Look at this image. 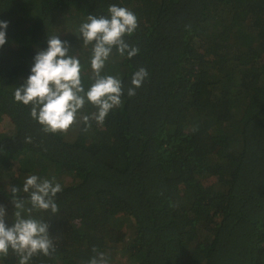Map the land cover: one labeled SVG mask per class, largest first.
Listing matches in <instances>:
<instances>
[{
  "label": "trees",
  "instance_id": "16d2710c",
  "mask_svg": "<svg viewBox=\"0 0 264 264\" xmlns=\"http://www.w3.org/2000/svg\"><path fill=\"white\" fill-rule=\"evenodd\" d=\"M138 20L102 74L121 79L122 104L85 131L86 102L66 132L46 133L14 99L50 35L67 40L92 81V44L79 27L109 5ZM0 204L36 174L62 186L49 223L55 251L28 264H264V0H0ZM148 76L128 96L132 75ZM31 137V142L25 138ZM0 264H19L11 249Z\"/></svg>",
  "mask_w": 264,
  "mask_h": 264
},
{
  "label": "clouds",
  "instance_id": "9594fccd",
  "mask_svg": "<svg viewBox=\"0 0 264 264\" xmlns=\"http://www.w3.org/2000/svg\"><path fill=\"white\" fill-rule=\"evenodd\" d=\"M108 12L109 17L89 14L79 27L83 43L93 45L90 61L93 82L87 90L81 81L79 58L70 54V43L61 40L57 34L48 36L47 47L36 52L30 74L15 89L14 99L32 105L30 114L44 132H66L77 122V115L86 102L97 111L81 117L85 131L92 120L102 125L109 111L122 104L121 79L102 74V71L113 48L121 56L127 52L129 59L139 52L138 47L130 46L124 39L125 35L134 33L138 20L132 11L115 4L109 5ZM7 27L8 21L0 20V46L6 43ZM147 76L143 67L133 73L131 84L134 87L128 88V96L135 95V88L140 87ZM25 141L31 142V137H26ZM22 190L26 197L18 195L21 191L18 187L10 189L15 210L11 224L6 222L8 214L5 206L0 204V255L6 257L11 249L19 257V264H28L34 255L51 256L55 251L48 221L33 217L32 212L50 210L57 213L55 197L62 191V186L54 176L48 179L33 174L25 178ZM92 251L94 255L87 264H109L104 252L96 247Z\"/></svg>",
  "mask_w": 264,
  "mask_h": 264
}]
</instances>
